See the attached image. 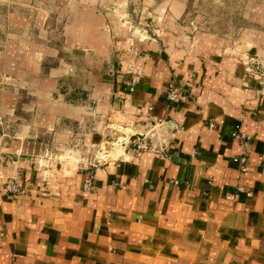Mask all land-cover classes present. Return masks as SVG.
<instances>
[{"label": "crops", "instance_id": "1", "mask_svg": "<svg viewBox=\"0 0 264 264\" xmlns=\"http://www.w3.org/2000/svg\"><path fill=\"white\" fill-rule=\"evenodd\" d=\"M217 1L233 25L191 36L199 0H0V264H264V77L244 60L264 56V0ZM123 133L150 148L86 191L88 150Z\"/></svg>", "mask_w": 264, "mask_h": 264}, {"label": "built area", "instance_id": "2", "mask_svg": "<svg viewBox=\"0 0 264 264\" xmlns=\"http://www.w3.org/2000/svg\"><path fill=\"white\" fill-rule=\"evenodd\" d=\"M130 23V22H129ZM131 24V23H130ZM146 34V30L144 31ZM142 38H145L143 36ZM245 69L248 72L256 73L259 77H264V56L263 55H251L247 58ZM141 79V73L139 70L131 71L130 82L128 86L129 92H134L136 87ZM166 98L169 101H179L186 102L187 95L181 85L176 81H171L166 89ZM210 126H214V123H210ZM233 137L240 140H245L248 138L247 134L241 130V127L238 125L232 133ZM110 148L104 145H99L98 148L88 150L90 156L85 158L83 161L86 162V178L84 180L83 187L86 191H90L93 188L94 184V170L98 167L106 164L110 160L114 159L122 152L132 149L135 153L140 154L146 149L150 148V139L149 134H126L123 133L117 140L110 144ZM165 148V146L163 147ZM160 148L159 152H163L165 149ZM92 155V156H91ZM234 160L239 164V169L241 172H246L249 169L248 161L249 158L247 155H240L234 158ZM181 180L175 179L173 183L176 185L181 184ZM115 186L122 189H126L127 185L122 182V180H116L113 183ZM7 191L11 193H23L25 192L19 184L13 179L5 185ZM238 191L245 193L248 197L253 195V191L250 188H245L243 185L238 186Z\"/></svg>", "mask_w": 264, "mask_h": 264}, {"label": "rangeland", "instance_id": "3", "mask_svg": "<svg viewBox=\"0 0 264 264\" xmlns=\"http://www.w3.org/2000/svg\"><path fill=\"white\" fill-rule=\"evenodd\" d=\"M199 2H200L199 3V8H200L199 10L200 11L198 13H196L198 15L197 18L199 20H202V19L205 20V12H206L211 16V20H210V23L207 27H205V24H203V25H201V27L192 28L189 31V35H191V36H194V33H197V32H205V30H207L208 32H211V33H224L229 29V26L233 25L234 18L238 16V14L235 13L233 4L227 5L225 10L222 9V11H223L222 12L221 9L219 8V5H218L219 3L217 0H199ZM34 7H35L34 10L37 9L36 4ZM130 23H128L129 24L128 29H130L129 30L130 38L135 39L136 34L138 32H135L136 26L134 27V25H133V27H132V24H130ZM145 28L148 30L147 27H143V29H140L141 32H143V34L145 33L144 32ZM134 33H136V34H134ZM134 44L135 43L133 42V45ZM244 60L246 63L247 58H245ZM40 150H41V147L39 146L38 149L34 148L33 151L39 153Z\"/></svg>", "mask_w": 264, "mask_h": 264}, {"label": "water", "instance_id": "4", "mask_svg": "<svg viewBox=\"0 0 264 264\" xmlns=\"http://www.w3.org/2000/svg\"><path fill=\"white\" fill-rule=\"evenodd\" d=\"M152 137H153V135L150 133V134H149V139H151ZM163 147H164V146H163Z\"/></svg>", "mask_w": 264, "mask_h": 264}]
</instances>
